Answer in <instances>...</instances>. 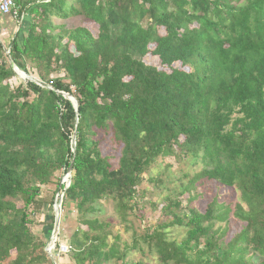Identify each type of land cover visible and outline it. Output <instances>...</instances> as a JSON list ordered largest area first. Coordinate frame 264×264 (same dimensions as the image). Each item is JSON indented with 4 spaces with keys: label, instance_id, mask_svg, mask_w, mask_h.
<instances>
[{
    "label": "trees",
    "instance_id": "16d2710c",
    "mask_svg": "<svg viewBox=\"0 0 264 264\" xmlns=\"http://www.w3.org/2000/svg\"><path fill=\"white\" fill-rule=\"evenodd\" d=\"M16 3L26 19L0 37V264H55L58 195L79 215L73 264H146L128 259L146 250L159 264H264V0ZM74 18L98 34L64 23ZM12 61L48 88L13 85ZM167 158L200 171L149 202L158 223L122 249L102 202L128 224L146 204L144 175L164 187L152 170Z\"/></svg>",
    "mask_w": 264,
    "mask_h": 264
},
{
    "label": "rangeland",
    "instance_id": "374dc122",
    "mask_svg": "<svg viewBox=\"0 0 264 264\" xmlns=\"http://www.w3.org/2000/svg\"><path fill=\"white\" fill-rule=\"evenodd\" d=\"M26 16V15H25ZM25 19V18H24ZM23 24L24 21H20V24ZM68 25V27H77L82 26L88 28L94 35L98 34V27L94 24H91L84 18H74L70 19L66 22H64ZM21 24V25H22ZM0 37L1 40L4 41L3 43L7 44L10 41V38L13 34L18 32L19 23L17 22V25L15 21H5L4 19L0 20ZM161 34L164 33V31L161 29ZM145 61L151 65L157 66L159 68H162L161 61L154 56H147L145 58ZM24 76V75H22ZM25 77V76H24ZM34 81V77L29 76L25 77H18L16 80H14L13 85H19L21 82H28V79ZM27 79V80H26ZM108 145V143H107ZM109 146V145H108ZM110 147V146H109ZM105 149V148H104ZM115 167H117V162L115 160L114 163ZM152 174L157 177H161L162 181L164 183V187H154L152 184L147 183V180L149 178V175H144V179L146 180V187L148 188V197L145 200V205H142L140 209H137L135 214L129 218V223L124 225L121 223L120 218L118 217L117 213L115 212L114 203L111 200H104L102 202L103 206V213L99 215L98 217L101 218V220H107L112 222L113 227L111 228L114 236L119 235L122 238V249H125V247H133L135 242V237L143 236L146 233V228L154 227L158 221H159V212H157L154 207L151 205L152 203L155 204H162L163 199L165 196L169 193V189H177V187L180 185V181L185 175L188 173H191L194 175L196 172L200 171L199 167H192L190 163L186 162H179L175 160V158H167L164 161H160L155 168L152 170ZM149 184V185H148ZM211 188H213V185H209ZM53 189V188H52ZM198 192L202 193L203 188L199 187ZM215 193H207L202 200L199 202L198 207L202 210H205L207 208L208 203H210L211 199L215 197ZM63 196V195H62ZM188 196L183 197V201H185ZM151 204H150V203ZM187 204L185 205V207ZM64 207V206H63ZM56 209V208H55ZM60 210L59 207L57 211ZM55 210V212H57ZM64 214V215H63ZM45 214H42L41 216L36 215V219L38 224H35L33 226V230L40 234L42 230L45 229L47 226H42L40 223H44L45 220ZM62 216L65 217V227H64V233L63 237H61L60 232L59 236L56 239L58 241V252L53 253L51 256H53L51 259L54 260L55 264H59V259L64 258L65 264H73L69 258V251L67 249L69 248L68 238L71 236L73 229L76 228L77 225V218H78V212L75 209L74 205L65 206L64 209L61 207V220ZM58 217V216H57ZM61 223V222H60ZM87 229V228H84ZM173 234L171 237L173 239H181L182 236L185 234V230L183 229H177L173 230ZM55 235H57L55 233ZM67 239H66V238ZM52 239V237H51ZM113 239V237H111ZM121 245V244H120ZM61 247V252L59 253V249ZM70 249V248H69ZM129 260L134 262H139L141 260H144L146 264H159L158 256L151 254L146 250L144 253H141L140 251L131 252L129 254Z\"/></svg>",
    "mask_w": 264,
    "mask_h": 264
},
{
    "label": "built area",
    "instance_id": "2783aa9c",
    "mask_svg": "<svg viewBox=\"0 0 264 264\" xmlns=\"http://www.w3.org/2000/svg\"><path fill=\"white\" fill-rule=\"evenodd\" d=\"M19 8H18V5L16 3V0H0V13L3 14V15H12L15 19L18 18V15H19ZM24 16V15H23ZM23 16L21 18H18L19 21V25L20 24V21H23ZM67 180V179H66ZM59 198H57V201H56V211L58 209V207L60 206L59 209H61L62 207V203H63V196H57ZM59 232H60V229H59ZM59 236V233L57 235H55V232L53 231V235H52V239L50 241V244L49 246L47 247V253H48V256L50 258H52L53 256H51L53 253L55 252H58V241H56V239L58 238ZM59 253L61 252V247L59 249ZM67 251H69L70 253V249L68 248ZM53 259V258H52Z\"/></svg>",
    "mask_w": 264,
    "mask_h": 264
},
{
    "label": "water",
    "instance_id": "95a60500",
    "mask_svg": "<svg viewBox=\"0 0 264 264\" xmlns=\"http://www.w3.org/2000/svg\"><path fill=\"white\" fill-rule=\"evenodd\" d=\"M12 65L14 66V64H13V61H12ZM15 67V72L17 73V75L19 76V77H22V74L23 75H25V73L24 72H22L21 70H19L16 66H14ZM26 76V75H25ZM34 81L36 82V83H38L40 86H42V87H44V88H48V86L46 85V84H44V83H41V82H39L38 80H36V79H34ZM72 99V101H74L75 103H76V100L74 99V98H71ZM78 108H79V105L77 104V110H78ZM76 136H74V138H73V144L74 145H76ZM71 172H73V166L71 167V169H70V173ZM61 206V205H60ZM60 206H59V208H60ZM57 218H56V223H55V226H54V232L56 233V234H58L59 233V229H60V222H61V209L60 210H58L57 211Z\"/></svg>",
    "mask_w": 264,
    "mask_h": 264
},
{
    "label": "crops",
    "instance_id": "0c3cea01",
    "mask_svg": "<svg viewBox=\"0 0 264 264\" xmlns=\"http://www.w3.org/2000/svg\"><path fill=\"white\" fill-rule=\"evenodd\" d=\"M24 18L26 19V16H25V15L23 16V21H25ZM18 29H19V28H18ZM57 260H59V264H65V262H64V258H61V257H60V258L57 259Z\"/></svg>",
    "mask_w": 264,
    "mask_h": 264
}]
</instances>
